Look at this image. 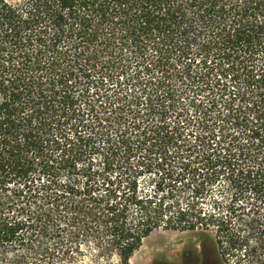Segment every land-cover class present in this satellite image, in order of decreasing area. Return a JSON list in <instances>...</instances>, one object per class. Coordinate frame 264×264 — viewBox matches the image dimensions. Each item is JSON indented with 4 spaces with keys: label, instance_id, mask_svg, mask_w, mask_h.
<instances>
[{
    "label": "trees",
    "instance_id": "trees-1",
    "mask_svg": "<svg viewBox=\"0 0 264 264\" xmlns=\"http://www.w3.org/2000/svg\"><path fill=\"white\" fill-rule=\"evenodd\" d=\"M142 152L168 180L152 193L130 162ZM98 171L101 192H80ZM220 182L263 219L253 244L256 217L196 207ZM251 202L264 205V0H0V264H72L84 210L103 264H130L158 228L212 232L227 264H264Z\"/></svg>",
    "mask_w": 264,
    "mask_h": 264
},
{
    "label": "rangeland",
    "instance_id": "rangeland-1",
    "mask_svg": "<svg viewBox=\"0 0 264 264\" xmlns=\"http://www.w3.org/2000/svg\"><path fill=\"white\" fill-rule=\"evenodd\" d=\"M8 1H19V0H8ZM193 112H189V115H192ZM183 118V117H181ZM171 120L173 122L180 121V117L175 118V116L168 115V121ZM182 124H179L181 126ZM184 127L185 132L191 130L187 124L182 126ZM237 130V129H236ZM239 131V130H238ZM237 140L240 142L244 135H237ZM92 158V170H95L99 167L100 159L96 154L91 156ZM140 157V159L138 158ZM145 158V165L141 166L138 163ZM138 161V163H137ZM130 162L138 167V174H136L137 178V185H138V192L139 193H152L153 187L155 184L160 183L162 181V186L165 183H168V180H162V174L165 172L158 166V162L154 156V154H144L139 153L137 157L131 158ZM88 160L85 162H79V169H84V165L88 164ZM87 168V167H86ZM66 175H61V179L64 180ZM102 176L99 175V171L95 177V181L90 182V184L85 185V177L78 175L76 178V185L80 187V192H82L81 187L87 186L89 189L91 188L92 194H98L101 192V185L100 182L102 181ZM92 185V187L90 186ZM161 185V184H160ZM167 186H165L166 188ZM175 197L172 198L173 201H177L178 204L184 207V204L187 202L186 192L181 187L177 186L174 191ZM79 194V193H78ZM214 198L207 197L205 199L198 200V204L196 207L202 209L203 211H213V202L217 203V208L215 207V211H218L220 215L225 217V219L230 220L233 224L237 225L238 223H242L245 225H251L250 219H254L256 217V222H254V229L251 230L250 234V245L253 244L255 241H258L261 236V228L260 225L262 223L261 218H258V214H251L246 212V214H242V206L249 210L250 208L253 209L252 205L249 203L244 202L243 198H237L236 203L232 204L231 202V194L232 191L226 187L225 182H220L219 184L215 185L209 193ZM185 196L186 198L183 199ZM190 200V199H188ZM252 204H255L251 202ZM257 207L259 206V213H262L264 210L260 207H264L263 204L257 203L255 204ZM231 209H236V212H229ZM240 209V211H239ZM232 210V211H233ZM85 210L78 215V224L73 226L72 229L66 231L67 233L71 232L72 236H74V240L76 244L72 245L73 253L76 255L77 258L72 264H103L106 263L108 260L105 259H94L95 254V244L91 238L92 230L88 229V227L84 228L82 223H86L87 218H84ZM228 212V213H227ZM240 212V213H238ZM6 213V212H5ZM8 213V212H7ZM249 216H248V215ZM261 216V214H259ZM258 219H261L260 221ZM260 223V224H259ZM176 236V237H175ZM213 238L214 234L211 232L208 235L203 234L201 231H176V230H166L163 228H158L153 230L148 236H146L142 242L141 246L134 252L132 257L130 258V264H177L178 260L183 252L187 253H195L198 256L199 260L201 259L204 264H227L225 262L224 256L219 253L218 250L213 248ZM225 239V238H224ZM239 251L235 252L237 256L230 257L231 261H237V257L239 256ZM244 253V252H242ZM260 249L256 251L255 258H260ZM256 260V259H255ZM111 262H116V257L112 256L109 260Z\"/></svg>",
    "mask_w": 264,
    "mask_h": 264
},
{
    "label": "flooded vegetation",
    "instance_id": "flooded-vegetation-1",
    "mask_svg": "<svg viewBox=\"0 0 264 264\" xmlns=\"http://www.w3.org/2000/svg\"><path fill=\"white\" fill-rule=\"evenodd\" d=\"M177 264H204V262L199 260L195 253L183 252Z\"/></svg>",
    "mask_w": 264,
    "mask_h": 264
},
{
    "label": "bare ground",
    "instance_id": "bare-ground-1",
    "mask_svg": "<svg viewBox=\"0 0 264 264\" xmlns=\"http://www.w3.org/2000/svg\"><path fill=\"white\" fill-rule=\"evenodd\" d=\"M176 237V236H175Z\"/></svg>",
    "mask_w": 264,
    "mask_h": 264
}]
</instances>
